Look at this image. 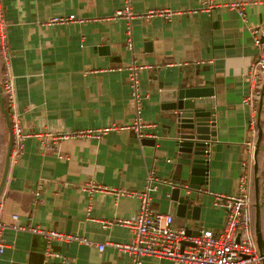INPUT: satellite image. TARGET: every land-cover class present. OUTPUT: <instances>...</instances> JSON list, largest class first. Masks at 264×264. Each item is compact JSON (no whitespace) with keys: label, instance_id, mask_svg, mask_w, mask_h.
<instances>
[{"label":"crops","instance_id":"crops-1","mask_svg":"<svg viewBox=\"0 0 264 264\" xmlns=\"http://www.w3.org/2000/svg\"><path fill=\"white\" fill-rule=\"evenodd\" d=\"M204 1L1 0L8 72L15 90L12 110L29 136L22 140L20 152L14 151L13 141L0 194V220L6 224L0 264H131L128 254L109 243L131 240L130 230L117 222L134 216L140 198L117 192H141L152 169L168 183L177 182L159 91L182 77L213 88L214 143L220 149L210 153L198 223L169 201L170 187L164 184L149 193L152 209L171 214L175 226H185L191 233L200 227L220 229L223 209L213 204L207 191L234 192L244 164L251 169L255 195L264 141H256L253 154L248 150L254 112L243 99L250 93L247 73L257 53L250 29L257 26L264 36V0H211L213 7L200 11ZM235 1L243 3L244 18L224 6ZM127 3L134 14L162 9L174 13L168 18L105 20ZM57 16H74L76 21L46 24ZM132 64L150 66L139 73L144 138L133 130L109 131L100 138L47 136L130 124L137 107L130 94ZM257 106V117L264 122V91ZM152 133L159 144L148 154L152 146L145 143ZM9 136L6 121H0V178ZM91 183L108 190L83 189ZM12 223L76 235L91 244L48 243L42 234L13 229ZM252 224L250 238L256 250L264 252V216L257 207ZM97 244L104 248L99 250ZM141 264L176 263L144 256Z\"/></svg>","mask_w":264,"mask_h":264},{"label":"built area","instance_id":"built-area-1","mask_svg":"<svg viewBox=\"0 0 264 264\" xmlns=\"http://www.w3.org/2000/svg\"><path fill=\"white\" fill-rule=\"evenodd\" d=\"M224 6L236 9L238 15L244 18L245 12L242 2L235 1ZM211 7H213L212 1L205 0L204 5L199 10L208 11ZM173 13L168 9H162L150 10L144 14H134L130 5L127 3L122 9L116 10L111 16L105 18V20L118 21L124 19L129 21L133 18L145 19L154 16L168 18ZM72 21H76L74 16H57L51 18L46 24H63ZM128 32L130 33V29ZM250 33L257 53L247 73L250 93L244 97L243 101L245 104L251 106L254 112V116H252L250 125L248 126V137L246 141L248 150L253 154V150L256 148L258 133L257 105L262 99L264 91V36L257 26L252 27ZM6 43L7 23L3 16V6L0 0V54L4 64V81L1 88V95L4 98V103L10 115L11 131L13 141H15L14 151L20 152L22 150V140L29 135L23 132L17 116L13 114L15 90L8 72V50ZM127 48H132V42L129 36L127 38ZM145 68H150V66L132 64L128 67L130 94L137 104L135 118L130 124H112L100 129L74 130L68 133L59 132L54 135L47 134V136L53 140H66L69 138H81L83 136L100 138L109 131L133 130L139 137H142L144 135L142 131L144 125L140 118L139 73ZM242 167L243 171L237 180L234 192L216 194L207 191L212 196L213 204L223 209L224 219L222 227L220 229L200 227L197 233H191L188 231L189 228L187 229L185 226H175L174 217L171 214L161 213L152 209L149 193L155 191L159 183H168L166 180L157 177L153 169L148 172L146 184L139 193L117 192V190L111 189V192H117L120 195H137L140 198V204L131 219L117 222L130 230L131 240L127 243L111 242L109 245L128 254L131 264H141L144 256L167 257L172 259L176 264H263L264 252H258L256 250L250 238V233L253 228L252 210L254 207H257L264 216V151L261 164L258 165L259 171L257 172L254 183L255 195L252 193L250 167H247L246 164ZM83 189L91 192L108 190L94 183L88 184ZM11 219L16 221L17 215H11ZM11 226L13 229L20 231L40 233L48 243L53 240L61 242H71L74 240L82 244H91L86 238H81L76 235H66L53 230H42L14 223ZM5 227L6 224L0 220V256L3 254L5 248L3 240ZM97 248L102 250L104 244H97ZM45 264L49 263L46 262Z\"/></svg>","mask_w":264,"mask_h":264},{"label":"water","instance_id":"water-1","mask_svg":"<svg viewBox=\"0 0 264 264\" xmlns=\"http://www.w3.org/2000/svg\"><path fill=\"white\" fill-rule=\"evenodd\" d=\"M163 83L161 82V85ZM170 84V88L160 89L159 97L162 102L161 109L169 121L167 124L169 139L173 142L172 152L174 156L169 160L178 168L179 176L176 183L164 184L170 187L166 195L178 211H183L185 215L187 214V218L198 223L202 207V195L208 187L210 153L216 150L215 147L220 149V146L214 143L216 140L215 110L211 100L214 92L211 86H203L195 78L182 77ZM0 108L10 134L0 178L1 194L13 145L10 115L1 95V87ZM259 121L260 118L257 117V144L262 137ZM150 136H152L149 137L151 140L145 143L152 146L151 153L148 154H152L155 151V145L159 144L153 133ZM262 246L263 244L261 248Z\"/></svg>","mask_w":264,"mask_h":264},{"label":"trees","instance_id":"trees-1","mask_svg":"<svg viewBox=\"0 0 264 264\" xmlns=\"http://www.w3.org/2000/svg\"><path fill=\"white\" fill-rule=\"evenodd\" d=\"M0 56H1V54H0ZM3 73H4L3 59H1V57H0V87L1 88H2V85H3V81H4ZM262 110L260 112V115H262V113H263ZM0 121L1 122L5 121L4 116H3L2 112H1V108H0ZM260 127L262 129V137H261V140H260V142H261V141H264V122H262L261 119H260Z\"/></svg>","mask_w":264,"mask_h":264}]
</instances>
